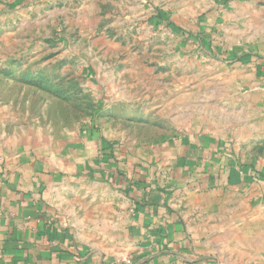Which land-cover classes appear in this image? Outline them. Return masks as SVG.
Segmentation results:
<instances>
[{"label":"rangeland","instance_id":"rangeland-1","mask_svg":"<svg viewBox=\"0 0 264 264\" xmlns=\"http://www.w3.org/2000/svg\"><path fill=\"white\" fill-rule=\"evenodd\" d=\"M94 129L134 155L210 133L264 173V0H0V168L102 155Z\"/></svg>","mask_w":264,"mask_h":264},{"label":"crops","instance_id":"crops-1","mask_svg":"<svg viewBox=\"0 0 264 264\" xmlns=\"http://www.w3.org/2000/svg\"><path fill=\"white\" fill-rule=\"evenodd\" d=\"M95 130L87 143L102 155L0 168V264H264L250 214L264 201L245 202L249 170L258 185L263 172L223 162L222 139L203 132L134 155Z\"/></svg>","mask_w":264,"mask_h":264},{"label":"built area","instance_id":"built-area-1","mask_svg":"<svg viewBox=\"0 0 264 264\" xmlns=\"http://www.w3.org/2000/svg\"><path fill=\"white\" fill-rule=\"evenodd\" d=\"M121 262L124 263V264H134L133 263V260L130 257H124V258H122V261Z\"/></svg>","mask_w":264,"mask_h":264}]
</instances>
